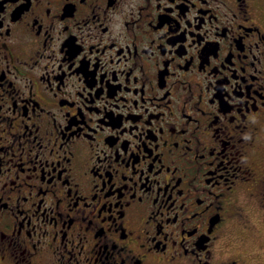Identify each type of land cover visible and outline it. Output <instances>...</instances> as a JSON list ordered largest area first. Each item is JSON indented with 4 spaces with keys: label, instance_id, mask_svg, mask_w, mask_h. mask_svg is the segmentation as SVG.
<instances>
[{
    "label": "flooded vegetation",
    "instance_id": "1",
    "mask_svg": "<svg viewBox=\"0 0 264 264\" xmlns=\"http://www.w3.org/2000/svg\"><path fill=\"white\" fill-rule=\"evenodd\" d=\"M0 264H264V0H0Z\"/></svg>",
    "mask_w": 264,
    "mask_h": 264
},
{
    "label": "rangeland",
    "instance_id": "2",
    "mask_svg": "<svg viewBox=\"0 0 264 264\" xmlns=\"http://www.w3.org/2000/svg\"><path fill=\"white\" fill-rule=\"evenodd\" d=\"M260 235L262 236L263 235V232H261Z\"/></svg>",
    "mask_w": 264,
    "mask_h": 264
}]
</instances>
